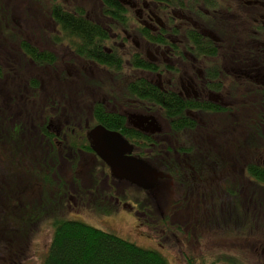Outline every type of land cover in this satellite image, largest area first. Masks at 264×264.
<instances>
[{
  "label": "trees",
  "instance_id": "1",
  "mask_svg": "<svg viewBox=\"0 0 264 264\" xmlns=\"http://www.w3.org/2000/svg\"><path fill=\"white\" fill-rule=\"evenodd\" d=\"M4 1L6 0H0V28H11L15 33L3 28L0 39L7 44L10 50L14 47L19 48L16 62L20 65L10 71L0 62V201H2L0 251L4 252L8 260L12 254L16 255L17 251L23 249L22 246H26L27 249L30 246H27L28 238H33L35 227L38 228L44 218L51 215L53 237L42 264H170L159 251L145 249L114 232L103 231L66 217V209L71 204L62 198V193H64L66 181H78L75 176L77 168L73 165L67 175L60 176L56 170L60 150L53 141L54 134L47 128V122L52 115L51 109L53 107L60 109L64 106L62 99L67 96L66 86L65 90L61 88L63 90L61 94L52 89V93H48L50 95L45 97L42 92L43 84L38 76L23 78L27 66H35L40 71H48L47 69L56 67L58 57L19 35V30L13 28L15 14L12 13L10 5L6 7L3 4ZM26 1L29 5L33 3V0ZM96 1L101 6L99 16L102 19L100 20L92 18L90 13L81 6L69 8L65 4L52 2L49 10L50 18L59 28L57 33H54L53 43L65 45L79 58L108 68L119 77L125 65V57L120 56L117 51L108 52V50L118 48L113 44L116 33L135 32L132 29L136 23L132 19L134 14L120 0ZM143 1L149 2L151 8L156 9L160 17L170 18L171 25L174 24L175 15H182L199 22H208L209 19L201 12L202 9L209 11L226 9V5L220 3L222 0ZM187 31L199 54L202 56L217 55L218 49L213 44L204 43V39L198 35L197 31L194 29ZM173 33L178 34L179 32L173 30ZM144 35L149 42L164 44L163 37L159 35L157 37L149 30H145ZM122 39L117 38V40ZM250 43L247 39L246 48H250ZM128 62L132 65L136 76L128 82L123 97L138 100L143 103V109L153 114L161 110L171 125L172 133L175 136L183 135L184 138L183 144H174L177 148H170L168 144H165L167 150L155 149L152 155L145 157V160L152 167L169 175L171 180L179 186H190L192 190L191 188L198 185L201 190L199 193H207L211 187L213 205L217 209L224 200L219 201L217 191L219 189L220 195L225 199L237 202L236 210H232V213L239 215L243 202L241 194L244 191L242 188L244 183L242 182L247 180L252 184L264 186V163L253 159L254 154L264 148V102L245 104L244 111L238 105H231L228 110L215 105L210 106L208 111L211 113H227L226 121H221V124L217 125L213 123L212 130H206L203 135L202 133L197 134L192 120L186 116V113L201 108V106L180 99L175 93L174 84L166 87L165 90L160 89L156 78L160 68L152 61L143 58L138 51L133 53ZM153 75L155 80L152 78ZM17 76L21 80H26L24 85L26 89H23L21 84L15 86L14 82H18ZM113 97L118 98L115 95ZM65 108V113H68L69 117L57 121L65 129H69L68 132L64 131L68 136L65 145L69 146L73 152L82 150L85 153H93L83 132L74 125L65 124L73 122V111H70L69 104ZM90 111L93 113L95 123L109 130L120 132L124 136L132 137L124 116L110 111L101 103L91 105ZM57 113H61V110ZM207 135L212 136V140L216 142L211 152L202 153V160L206 161L208 166L195 163L183 164L182 160H176L175 156L190 157L191 161L193 158H198L200 151L196 147L200 145L199 138L206 139ZM134 138L138 141L153 142L152 138H143L141 135L134 136ZM51 143L54 167L49 166L45 156V148ZM93 156L96 155L93 154ZM87 158L88 156L85 161L89 163L94 157L88 158L89 160ZM211 165L212 171L208 175ZM101 166H105L104 163L101 162ZM94 171L91 167L87 172L93 174ZM229 171L230 173L238 171L235 178H232L233 181L223 180L218 186H214L215 181L220 178L225 179V173ZM56 173L58 180L52 177V174L56 175ZM203 174L206 175L202 176ZM195 176L200 177L201 180L196 182L195 179L193 180ZM203 185L206 186V190L200 188ZM3 190L5 192H2ZM51 190L55 194L53 197L49 195ZM99 197L90 201L93 202L91 208H96L100 214L104 215L106 212L100 210L102 204H100ZM226 208L229 211V205H226ZM110 213L112 212L107 214ZM219 264L240 263L234 259H228Z\"/></svg>",
  "mask_w": 264,
  "mask_h": 264
},
{
  "label": "rangeland",
  "instance_id": "2",
  "mask_svg": "<svg viewBox=\"0 0 264 264\" xmlns=\"http://www.w3.org/2000/svg\"><path fill=\"white\" fill-rule=\"evenodd\" d=\"M229 1L232 2L234 0ZM52 2L65 4L69 8L81 6L90 13L92 18L96 20L102 19L99 16L101 6L96 0H33L31 5L26 0L4 1L3 4L6 7L10 5L12 13L15 14L13 28L19 30V35L21 37L24 36L37 47L56 54L58 57L56 67L49 68L47 69L48 71H40L35 66H27L25 68V77L23 78L38 76L43 84L42 92L45 97L50 95L48 93H52V89L61 94L66 86L65 94L73 102V104L67 103L70 111H73L74 114L83 115L85 117L84 123H89L90 125H95L90 106L96 103L101 102L108 109L126 114V116H129L127 115L128 113L133 114L138 112V110H142L144 108L143 103L136 100L130 102L123 97V94L126 93L128 82L136 76L132 65L128 62L131 58L130 55H124L125 65L121 70L120 76L117 77L108 68L106 69L107 71L105 68L100 69V67L95 69L93 64L82 62L65 45H55L53 37L59 28L50 18L49 10ZM246 11L253 12L251 10ZM255 16L254 12L253 18ZM248 24H250L249 20L244 21V26ZM3 28L7 29L8 32L13 31L11 28L1 27V34ZM13 32L15 33V31ZM128 46L131 47L133 53L138 51L134 43L131 42ZM141 47V49H146L143 44ZM18 49L14 47L13 50H10L7 44L0 39V62L2 66H6L10 71L20 65L18 64L19 62H16ZM148 50L150 58L154 59L157 52L154 48H149ZM119 54H122L121 51H119ZM144 57H146L145 53ZM171 62H175V59ZM179 66L183 71L188 72L191 70L186 64ZM159 73L165 77H170L164 71V65L160 67L157 74ZM148 77H151V75H148ZM16 78L18 82H14L15 86H20L19 84H21L23 89H26L24 87L26 80H21L18 76ZM152 78L155 80L154 75ZM61 88L64 89L62 90ZM114 95L118 96V98H112ZM24 102L28 103L26 100ZM155 112V116L162 119V135H167L166 139L171 144H183V135L175 136L172 133L171 126H168V122H164L166 117L163 112L161 110ZM219 118L222 119H214L213 123L215 125L221 124V121H226L225 117ZM210 139H213L212 136H210ZM169 142L167 143L170 144ZM215 143L213 140L210 143L212 148L216 145ZM202 145L204 144L202 143ZM175 158L176 160H182L183 164L195 163L197 165L198 161H204L201 156L196 159L193 158V161H191L192 158L190 157L175 156ZM253 159L264 163V148L256 152ZM87 160L89 159L87 158ZM94 161L95 159L93 158L89 162V169L91 167L94 168ZM88 168L86 167L84 172L86 176L89 175V172H87L89 171ZM98 171H101V169H98ZM211 171L212 165L208 175ZM101 172L103 173L101 180L103 183L100 185L102 195L104 191L108 190V194L111 193L109 196L120 199L119 202H122V206L123 204H129L141 211L148 212L152 218L151 220L146 218L148 226L140 225L145 218L141 219L140 222H136L132 212L124 210L120 204H117L116 200H112L111 197L107 196L101 198L100 203L102 204L101 212H106V214L102 215L96 208L92 209L93 202L86 200L82 202L83 206H81L78 205V200H72L70 201L71 207L66 209V217L68 219L84 222L103 231L114 232L140 247L159 251L170 264H219L224 263L228 259H234L240 264H264L263 185L258 186L247 180L243 181L242 209L239 210V215H236L232 213V210H236L237 202L225 199L220 195L219 189H217L219 201L224 200L217 209L213 205L214 198L209 199L206 192L195 194L197 191L194 188L190 190V186H179L174 180H168L169 178L165 179L154 193L146 197L143 190L136 186L114 181L110 177L108 179V176H110L109 170L105 174L102 167ZM237 172L230 173L229 171V173H225V179H217L214 186H218L223 180L229 179L233 181L232 178H235ZM204 175L206 174L202 176ZM106 183L112 188L111 190ZM83 185L85 186L83 189L88 187L90 191H93L88 178L84 179ZM200 188L206 190L205 185ZM93 198L92 196L91 199ZM205 198H208V200H204ZM74 203L78 204L75 205ZM226 205H229V211ZM0 206H2V201H0ZM109 212L112 213L107 214ZM165 216L166 218L164 219ZM51 217V215L46 216L40 226L38 228L35 227L33 238H28L27 246H30L27 249L25 248L26 246H22L23 249L17 251L16 255L12 254L8 260H6L7 256L4 255V252L0 251V264H42L53 237ZM171 217L172 221L170 220ZM0 241L2 242V239Z\"/></svg>",
  "mask_w": 264,
  "mask_h": 264
},
{
  "label": "flooded vegetation",
  "instance_id": "3",
  "mask_svg": "<svg viewBox=\"0 0 264 264\" xmlns=\"http://www.w3.org/2000/svg\"><path fill=\"white\" fill-rule=\"evenodd\" d=\"M120 1L134 13L135 17L132 19L136 23L132 29L135 32L128 33L122 31L121 33H116L113 38V44L115 46L117 45L118 48L108 50V52L117 51L119 53V51H121L122 54H120V56L124 57V55H130V57H132L133 52L131 51V47L128 46L132 42L143 58L150 61L153 60L152 63L156 64L158 68L164 65V71H166L170 77H165L161 73L157 74V82H160L157 83L159 88L165 90L166 87L174 84L176 87L175 93L178 94L180 99L201 106V108H196L186 113V116L192 120L193 128L197 134L202 133L203 135L206 130H212L214 119L216 120L219 117H227V113L214 114L209 112L208 109L210 106L215 105L228 110L231 105H238L241 106V110L244 111L245 104H258L264 102V0H234L232 2L229 0H222L220 3L226 5L224 11L201 10V12L209 19L208 22H199L182 15H175L173 17V25L170 24V18L160 17L156 9H152V6L147 1ZM246 10H251L253 12H248ZM254 12L256 16L253 18ZM247 20H249L250 24L244 26V21L246 22ZM189 29L197 31L198 35L204 39V43L213 44L218 49L216 53L217 55L211 56L208 54V56H202L199 54L194 41L192 42L193 39H190L191 35H188L187 30ZM145 30L151 31L152 34L157 35V37L158 35L163 37L164 44L149 42L144 35ZM173 30L176 32L178 31L179 33H173ZM118 37L123 39L117 40ZM247 39L251 42L250 48H246L245 46L247 45ZM166 42L167 44L165 45ZM142 44L146 46V49H141ZM149 48H154L157 52L156 59L150 58V54L148 53ZM144 53L146 54V57H144ZM79 59L84 63L93 64L95 69H97V67H100V69L105 68L94 62H87L84 59ZM173 59H175V62L172 63L171 61ZM160 61L164 63L161 64ZM248 62H251V64H248ZM181 64H186L191 70L188 72L181 70L179 66ZM106 69L107 68H105V70ZM125 100L132 102L130 99L125 98ZM67 103H73L69 96H65V100L62 99V104L64 105L62 108L55 109L53 107L51 109L52 115L47 122V128L52 134H54L53 141L55 146L60 150L58 152L59 163L56 166V170L60 176H64L68 174V170L71 166L76 165L77 168L75 176L78 181H66L62 198L68 203L72 200H78L79 204H74L83 206L82 202L86 200L92 201L99 196L100 199L107 196L111 197L112 200H116L117 204L122 206V202H119L120 199L118 200L109 196L111 193L108 194V190L103 192L102 195L100 189V185L103 183L101 182L103 175L101 172L102 166L101 160L98 157L93 156L95 153H85L82 150L73 152L69 146L65 145V140L68 136L65 135L64 131L68 132L69 129H65V127L57 121L64 117H69L68 113H65V106L68 105ZM52 105H54V103H52ZM202 107H206L207 109H203ZM59 110H61V113H57ZM109 110L118 113L113 109ZM118 114L124 116L127 127L130 128L129 132L132 134V137L122 135L131 145H133V155L135 157L145 160V157L152 155L155 149L167 150L165 144H168L167 142L169 141L166 139L167 135H162V119L155 116L156 114L145 109L138 110V112L133 114L128 113L127 115L129 116L121 113ZM141 117H154L157 125L161 128V133H153L154 127L150 126L151 121H147L141 126L139 123ZM84 118L85 117L81 114L73 113V122H67L65 124H71L78 127L83 132L85 138L88 139V132H90L95 126L101 124L95 123V125H90L89 123H84ZM164 122H168V126H171L169 125L167 118L164 119ZM137 135H141L143 138H152L153 142L148 143L145 140L138 141L137 138H134V136L137 137ZM88 141L91 147V142L89 139ZM199 141L200 145H196V148L200 151L199 156L201 155L202 157L204 151L211 152L213 150L211 147L212 145L210 144L212 143L210 136L207 135L206 139L200 137ZM203 142H207V144L202 145ZM168 145L170 148H177L174 144L170 143ZM45 149V156L48 159V164L50 167H54L52 143ZM86 156H88L89 159L90 157H94L95 159L93 162L95 171L93 174L89 173L88 176L84 174L86 167L89 166V163L85 161ZM75 161L77 162L76 164L73 163ZM198 164L209 165L206 161H198ZM103 168L104 173L106 174L109 168L106 165L103 166ZM98 169H101V171H98ZM64 170L66 171L64 172ZM53 175L54 174H52V177H54L53 179L58 180V174L56 173V175ZM109 177L112 178L111 174L108 176V179ZM86 178L91 182V189L93 191H89L87 186V189H83V187H85L83 182ZM170 179L171 177H169L168 180ZM194 179L196 182L201 180L200 177L196 176L193 180ZM161 183L162 182H159L157 188ZM106 185H108V183H106ZM4 188L6 189L5 182ZM109 188L110 190L112 189L110 186ZM194 189L198 192L195 194H199L200 190L198 186H195ZM155 190H143V192L146 197H148L154 193ZM2 192H5V190ZM49 195L51 197L55 196L52 190ZM207 195L209 199H212L211 187H209ZM92 196L94 197L93 199H91ZM208 198H205L204 200H208ZM122 207L124 210H128V212H132L133 216L136 218V222H140L141 219L145 218L144 222L140 225L148 226L146 218L149 220L152 219L148 212L141 211L135 206L123 204ZM196 207H198V205H196ZM162 216H164V214H162ZM165 218L166 216L164 219ZM170 220L172 221V217Z\"/></svg>",
  "mask_w": 264,
  "mask_h": 264
},
{
  "label": "water",
  "instance_id": "4",
  "mask_svg": "<svg viewBox=\"0 0 264 264\" xmlns=\"http://www.w3.org/2000/svg\"><path fill=\"white\" fill-rule=\"evenodd\" d=\"M147 121H151L153 133H161L154 117L139 119L141 126ZM87 136L92 151L109 168L111 177L118 182L128 183L144 191H153L160 181L170 177L147 161L135 157L133 145L120 132L98 125Z\"/></svg>",
  "mask_w": 264,
  "mask_h": 264
}]
</instances>
